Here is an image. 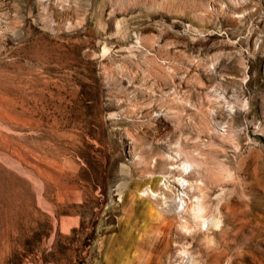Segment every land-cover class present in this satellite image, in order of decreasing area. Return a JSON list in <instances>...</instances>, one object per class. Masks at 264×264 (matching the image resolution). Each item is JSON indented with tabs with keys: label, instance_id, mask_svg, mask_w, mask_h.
Returning a JSON list of instances; mask_svg holds the SVG:
<instances>
[{
	"label": "rangeland",
	"instance_id": "1",
	"mask_svg": "<svg viewBox=\"0 0 264 264\" xmlns=\"http://www.w3.org/2000/svg\"><path fill=\"white\" fill-rule=\"evenodd\" d=\"M0 264H264V0H0Z\"/></svg>",
	"mask_w": 264,
	"mask_h": 264
},
{
	"label": "bare ground",
	"instance_id": "2",
	"mask_svg": "<svg viewBox=\"0 0 264 264\" xmlns=\"http://www.w3.org/2000/svg\"><path fill=\"white\" fill-rule=\"evenodd\" d=\"M178 180V179H177ZM179 181H181V182H183L184 180L182 179V180H179ZM180 182V183H181ZM185 182V181H184ZM179 183V182H178ZM182 209H183V202H182ZM196 210V209H195ZM185 212V211H184ZM196 215V214H195ZM207 223V222H206Z\"/></svg>",
	"mask_w": 264,
	"mask_h": 264
}]
</instances>
